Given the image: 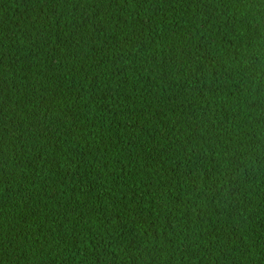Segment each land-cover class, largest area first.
Masks as SVG:
<instances>
[{"label": "trees", "instance_id": "obj_1", "mask_svg": "<svg viewBox=\"0 0 264 264\" xmlns=\"http://www.w3.org/2000/svg\"><path fill=\"white\" fill-rule=\"evenodd\" d=\"M0 264H264V0H0Z\"/></svg>", "mask_w": 264, "mask_h": 264}]
</instances>
